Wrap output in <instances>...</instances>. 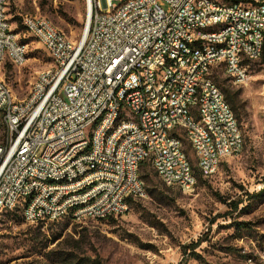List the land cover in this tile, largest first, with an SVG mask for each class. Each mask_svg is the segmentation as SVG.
I'll return each instance as SVG.
<instances>
[{
    "label": "built area",
    "instance_id": "built-area-1",
    "mask_svg": "<svg viewBox=\"0 0 264 264\" xmlns=\"http://www.w3.org/2000/svg\"><path fill=\"white\" fill-rule=\"evenodd\" d=\"M85 1V29L78 41L48 25L43 16L19 15L26 33L58 54V71L37 72L30 103H7L8 85L0 78V116L10 133V141L0 135V208L18 204L30 224L55 221L79 200H87V207L71 221L127 213L130 189H139L136 174L143 164L164 184H182L185 193L192 192L196 179L187 172L190 160L184 147L177 146V138L188 137L173 133V125L190 126L186 110L199 112L201 123L217 131L222 157L227 148L238 154L222 97L207 84L206 63H213L215 71L223 56H231L223 69L237 70L244 83L249 79L236 66L237 49L245 50L246 64L252 55L261 58L264 0ZM214 1H222V8H214ZM207 13H216V22L231 21V29L216 37L194 32L195 24H212L206 22ZM241 34L255 37L258 48L245 49ZM180 36L200 39L204 46L224 44V51L185 57L188 44H180ZM26 56L0 8V63L16 61L21 67ZM174 67H181V74H174ZM122 73H129V80H122ZM123 88H130V96H123ZM153 98L162 103L160 120H153ZM141 107H150V115L138 116ZM103 109H110V118H102L92 144H85L87 120ZM121 110L136 111V119L112 130ZM191 128L204 141L197 127ZM125 132H132V139H125ZM209 147L192 145L205 177L217 171ZM200 155H207V162H200ZM55 175H64L60 188H51ZM85 180H92L91 188L82 189ZM17 194H27V201L17 202Z\"/></svg>",
    "mask_w": 264,
    "mask_h": 264
},
{
    "label": "rangeland",
    "instance_id": "rangeland-1",
    "mask_svg": "<svg viewBox=\"0 0 264 264\" xmlns=\"http://www.w3.org/2000/svg\"><path fill=\"white\" fill-rule=\"evenodd\" d=\"M8 6L9 21L27 56L21 67L0 63V78L17 99H23L37 72L52 61L15 18L43 16L78 41L85 29L86 1L46 0L42 5L41 0H19ZM248 66L244 84L233 83L219 66L213 70L215 84L225 99L233 101L228 104L243 136L240 152L223 159L214 175L199 172L183 137L196 176L192 192L164 184L143 164L145 196L134 198L124 215L30 224L19 210L5 214L0 217V264H264V62L260 58ZM180 134L186 137L184 130ZM255 193L258 196L250 198ZM240 200L238 209L230 212L226 202ZM197 242L196 249L188 248Z\"/></svg>",
    "mask_w": 264,
    "mask_h": 264
},
{
    "label": "bare ground",
    "instance_id": "bare-ground-1",
    "mask_svg": "<svg viewBox=\"0 0 264 264\" xmlns=\"http://www.w3.org/2000/svg\"><path fill=\"white\" fill-rule=\"evenodd\" d=\"M19 0H0V8L2 15H8V5L11 2ZM25 1V0H24ZM214 8H222V1H214ZM47 24L54 26L55 29H58L50 20L46 18ZM206 22L212 24H195L194 32L203 33V36L206 37H216L219 33L228 32L231 29V21L219 20L216 22V13H207ZM85 35V34H84ZM180 44H188V50H185V57H192V52H202L209 54H221L224 51V44H216L212 46H204L202 40L200 39H191L188 36H180ZM241 44L244 45L245 49L258 48V41H255V37L249 36L248 34H241ZM19 46H24V53H27L26 46L19 42ZM50 58L51 65L50 67L40 71L39 73H53L58 71V54L56 51L46 49ZM259 59V55H252L251 61ZM13 65H17L16 61H9ZM23 63V62H22ZM231 64V56H223V63H216V67H221L223 65ZM236 66L237 68H242L243 74H249V66L245 61V50L237 49L236 57ZM213 63H206V74H207V84L210 89H214L217 97H222V111L227 114L230 124L234 125V134L235 141L238 143V153L243 147V136L238 124L237 119L234 116V113L226 101L223 93L215 84L213 79ZM225 76L230 78L235 84H244V79H238L237 70L233 69H223ZM174 74H181V67H174ZM122 80H129V73H122ZM35 84L36 77L34 82L31 85L30 91L27 96L21 99V104L30 103V97L32 94H35ZM123 96H130V88H123ZM7 103H19L12 93L11 89L7 87ZM153 105H155V111L153 112V120H160L164 118V111H162V103H160V98H153ZM150 115V107H141L138 109V116H147ZM102 118H110V109H103L96 111L95 119L87 120V130L85 131V144H92L95 139V131L102 127ZM186 118L190 123V126H181L173 125V133L180 134V131L184 130L186 137H188L189 144H192L195 149L205 148L206 145L209 147V155L215 156V163H217V168L223 159L232 157L236 155V150L234 148H227V153L219 154L220 152V141L217 136V131L210 127L209 123H201V114L196 110H186ZM136 119V111L121 110V115H118L112 120V130H119L120 127H123L125 124H132V120ZM191 127H197V130L201 132L204 137V141L198 136V134L193 133ZM0 135H3V141H10V133H6V122L4 116H0ZM125 139H132V132H125ZM192 145L191 149H192ZM177 146H183V139L177 138ZM186 153V152H185ZM200 162H207V155H200ZM141 168V167H140ZM198 168V160H197ZM199 170V168H198ZM187 172H189L192 179H196L194 174V169L189 161L187 163ZM200 172V170H199ZM136 181H138L139 189H130V196L143 197L145 196V185L142 181V178L139 174H136ZM64 184V175H55L51 177V188H60ZM171 185V184H167ZM176 185L181 191L185 192V187L182 184H172ZM92 187V180H85L82 182V189H89ZM142 193V194H141ZM27 194H17V202H26ZM87 207V200H79L78 203H72L70 205V211H67L66 214H61L56 218V220L62 218L74 219L78 211H81L82 208ZM18 210V204H11L9 208H0V215L4 212H14ZM125 213H121L124 215ZM46 220H37L35 224L44 223Z\"/></svg>",
    "mask_w": 264,
    "mask_h": 264
},
{
    "label": "trees",
    "instance_id": "trees-1",
    "mask_svg": "<svg viewBox=\"0 0 264 264\" xmlns=\"http://www.w3.org/2000/svg\"><path fill=\"white\" fill-rule=\"evenodd\" d=\"M45 1H46V0H41V4H42V5L45 4ZM15 20H16L18 26L21 27V29H24V30H25V28H24L23 25L21 24L20 18H19V17H16ZM261 59H262V61L264 62V48H263V51H262ZM213 79H214V76H213ZM226 100H227L228 103H230V104L233 105V101H231V100L228 99V98H227ZM140 177H141V178H145L144 176H140ZM142 181H143V180H142ZM256 196H258V193H255V194L250 195V198H254V197H256ZM134 198H139V197L132 196V197H130V198L127 199L128 207H129L130 203H132V201H133ZM241 203H242L241 200H240V201H237V202H230V203H227V202H226L227 206L232 208L230 212L236 211V210L238 209L239 204H241ZM8 213H11V212H4V213H2V214L0 215V217L3 216V215H5V214H8ZM111 218H112V217H110V218H108V219H111ZM239 225L242 226V227H246V226H247L246 223H240ZM199 245H200V242H197V243H194V244H192V245H189L188 248H191L192 250H194V249H196ZM183 249H184V251H185L186 247H183ZM192 256H197V254H196V253H192Z\"/></svg>",
    "mask_w": 264,
    "mask_h": 264
}]
</instances>
